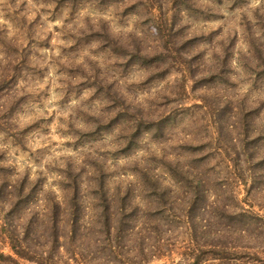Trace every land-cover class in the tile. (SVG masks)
Wrapping results in <instances>:
<instances>
[{"label": "rangeland", "instance_id": "obj_1", "mask_svg": "<svg viewBox=\"0 0 264 264\" xmlns=\"http://www.w3.org/2000/svg\"><path fill=\"white\" fill-rule=\"evenodd\" d=\"M0 167V264H264V0H0Z\"/></svg>", "mask_w": 264, "mask_h": 264}, {"label": "trees", "instance_id": "obj_2", "mask_svg": "<svg viewBox=\"0 0 264 264\" xmlns=\"http://www.w3.org/2000/svg\"><path fill=\"white\" fill-rule=\"evenodd\" d=\"M0 171H4V168L0 167ZM8 187L11 188L10 185H8ZM165 193L166 192H163V196L165 195ZM23 194H24V192L22 191V199L25 197ZM197 196H198V191H196V201L198 200ZM22 202H25V201H22L20 199L19 205ZM27 204L28 203L25 204V208H24V212L26 214H28V211H29V207H27ZM30 204H31V201H30ZM205 205L203 207H201V209L199 210V214L196 217L192 214V208L191 207H189L186 214L184 215L187 218L189 224L191 225V223H192V227L194 229L196 228V230L194 231V234H195L194 237H196V236L207 237L208 235H210V228L207 226V219H204V217H202V215H200L201 211L203 212V214H205L204 210L206 211V208H207V207H205ZM193 209H194V206H193ZM227 212L228 211H227V209H225V205H223V210L220 211L219 216H223ZM58 213H55V215H58ZM46 214L49 216V213L47 210H46ZM167 216L168 217L171 216L172 219H175V220H176V218H178V214L177 215L169 214ZM237 216L241 220H243V218H244L247 222H251V223L253 221L259 222L261 218H264L263 216H261L259 214L247 212L245 210H243ZM52 217H54V214L51 215V218ZM196 221H197V223H196ZM174 222L175 221H172V223H174ZM119 229H121V228H119ZM197 230H199L198 235H196ZM243 230H245V228H243L242 231ZM122 231H123V228H122ZM259 232H261V231H259ZM118 233H120L119 230H118ZM136 234H137V232H136ZM263 235L260 234L259 236H263ZM259 236H256V237L259 238ZM142 239H143L142 236L135 237V241L137 242V244L134 245V255L136 257L134 264H141L142 262L146 261V259L148 258V257H146V253L144 252L146 247L143 246ZM24 242L25 241H23V240H18V250H17V247H14L15 252L19 256L24 257L28 260L34 261L37 264H44L41 262V259H39L38 257H34L35 255L33 257H31V256L26 254L25 248L22 247ZM234 244H236V243H234ZM207 246H209V249H203L197 243L195 246V252L193 253V250H192V252L190 254H188L187 257H185L180 263H177V264H204V262L209 261V260H217L219 262H222L219 264H225V263H223L224 261H227V262L242 261V262H246V263L250 264V262L253 261L252 259L254 258V255H256V252L252 251L251 247H248V246L245 247L244 249L243 248L238 249L235 247V245L233 247H230V246L228 248L227 247H221L218 249L217 245L213 244V243L208 244ZM151 255H152V257H154L156 255V253L155 254L151 253ZM141 256H144V258L142 259ZM1 258H5V259H9V260L11 259L9 256H5L2 253H0V259Z\"/></svg>", "mask_w": 264, "mask_h": 264}]
</instances>
